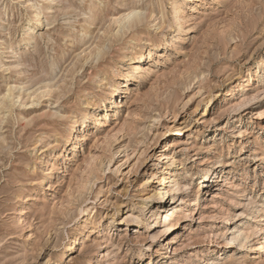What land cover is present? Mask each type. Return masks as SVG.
<instances>
[{"label":"rangeland","instance_id":"1","mask_svg":"<svg viewBox=\"0 0 264 264\" xmlns=\"http://www.w3.org/2000/svg\"><path fill=\"white\" fill-rule=\"evenodd\" d=\"M173 1L0 0V264H264V0Z\"/></svg>","mask_w":264,"mask_h":264},{"label":"bare ground","instance_id":"2","mask_svg":"<svg viewBox=\"0 0 264 264\" xmlns=\"http://www.w3.org/2000/svg\"><path fill=\"white\" fill-rule=\"evenodd\" d=\"M173 5V8L175 9V13H177V10L179 11V9H177V7H176V5H177V2H176V0H174L173 1V3H172ZM52 5H48L47 6V12H50L52 9ZM135 11V14H139V12H137L136 10H134ZM46 12V13H47ZM88 15V14H87ZM131 14L129 13V15H126L127 17H125L123 20H122V22L121 23H123V21H127L128 23L127 24H125L124 25V27H127L128 29H130V28H132V27H135V25H136V22H135V20H136V18L138 19V17L135 15V17L136 18H133L132 19V17L130 16ZM88 16H90V14L88 15ZM139 17H140V15H139ZM33 19L32 20H29L27 23H25L23 26H24V30H26V31H28V40H26L25 41V47H26V49H29L30 50V47H31V45H32V43L33 42H35V34L37 33H34V31H29V30H35L37 27H39V26H43V22H42V13H41V11H39V9L34 5V10H33V17H32ZM141 18V17H140ZM181 17H179V28H181L182 27V23H181V19H180ZM126 19V20H125ZM177 19V18H176ZM139 21H140V19H138ZM137 20V21H138ZM89 21V20H88ZM142 21V20H141ZM87 22V21H86ZM50 23V22H49ZM89 23V22H88ZM120 23V22H119ZM138 23V22H137ZM48 24V23H47ZM120 26V25H119ZM134 30V29H133ZM118 34V33H117ZM87 35V34H86ZM26 51V50H25ZM98 54H101V51L99 50L98 51ZM97 54V55H98ZM142 55H140V56H138L137 58L140 60V59H142ZM141 61V60H140ZM136 66H134L133 68L134 69H136V70H138L139 69V63H136L135 64ZM141 66V65H140ZM141 68V67H140ZM50 75V74H49ZM55 76V75H54ZM52 77V76H51ZM56 77V76H55ZM56 79V78H55ZM48 80V79H47ZM41 83V82H40ZM34 86V85H33ZM119 86V85H118ZM124 86V84H121L118 88H116V90L117 91H121V87H123ZM8 91V90H7ZM17 97H18V95H17ZM18 99V98H17ZM35 102V101H34ZM33 102V103H34ZM31 103V102H30ZM29 103V104H30ZM7 112V111H6ZM239 121L241 120V119H238ZM39 142V141H38ZM39 144V143H38ZM40 145V144H39ZM260 159H263L264 160V157H262L261 156V158ZM47 178V177H46ZM46 178H44V179H42V181L40 182V184H43L44 185V183H45V179ZM175 185H176V183H175ZM184 187H185V190H190V189H192L191 188V184H185L184 185ZM176 189H178V188H176ZM158 195V202H157V209H159V210H156V208L154 207V209H153V213H152V215H151V217L152 218H154L153 219V221L152 222H157L156 220L161 216V213H160V205H161V207H162V204L163 203H166L167 202V200H165V198H166V196H165V193H163V191L161 192V191H159V194H157ZM148 203V201L146 202H142V204H141V207L142 208H145V205ZM159 205V206H158ZM166 206V205H165ZM169 212H171V211H169ZM257 212H259L260 213V209H258L257 210ZM22 213V212H21ZM170 215H174V214H170ZM162 217V216H161ZM260 217V219L261 220H263L262 218L264 217V214H262V215H260L259 216ZM136 221H135V227H137V228H142V227H144L145 225H144V223L145 222H143V220L142 219H140V217H136ZM160 219V218H159ZM230 222H232L231 221V219H228ZM154 222V223H155ZM115 224V222L113 221V220H111L110 221V223H109V226L107 227V229H109L110 231H113V229H114V225ZM133 224V225H134ZM150 226H152V225H150ZM241 234V233H240ZM237 231H233L232 232V235H231V239H230V243H234L236 240H237V238H238V236L240 235ZM251 235V234H250ZM240 237V236H239ZM249 238H250V236L249 235H246V236H244V239H243V242H242V244L241 245H247V249L248 250H253V246H252V244H250L249 243ZM261 248H264V245L263 246H261ZM72 250V247L71 246H68L67 247V250L66 251H64V252H62V254H61V258L59 259V261L56 263V264H62L61 262H63V261H65V258H66V256H67V252H69V251H71ZM208 259L209 258H207L205 261H204V263L205 262H207L208 261Z\"/></svg>","mask_w":264,"mask_h":264}]
</instances>
